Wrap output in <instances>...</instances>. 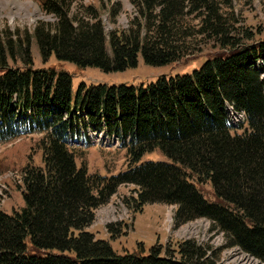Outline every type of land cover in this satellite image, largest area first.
Segmentation results:
<instances>
[{"label": "trees", "instance_id": "trees-1", "mask_svg": "<svg viewBox=\"0 0 264 264\" xmlns=\"http://www.w3.org/2000/svg\"><path fill=\"white\" fill-rule=\"evenodd\" d=\"M130 1L135 14L109 32L92 5L74 10V0H42L54 21L40 19L23 41L16 32L0 33V141L46 131L44 167L28 165L22 173L25 205L0 209V264H223L219 253L229 247L264 263V38L239 24L238 13L228 10L234 0ZM202 38H214L226 52L147 85L82 82L74 93L70 72L35 68L31 54L36 40L45 62L54 55L79 67L122 71L136 66L139 55L149 65L175 62ZM16 50L22 67L8 62ZM226 102L246 111L242 132L228 123ZM87 122L119 138L127 169L93 175L77 166L69 141ZM155 149L169 160L142 161ZM208 181L215 200L199 188ZM122 183L136 185L135 207L175 204L177 224L209 218L226 245L187 238L177 245L179 257L158 246L118 253L88 228ZM114 225L108 226L115 236Z\"/></svg>", "mask_w": 264, "mask_h": 264}, {"label": "rangeland", "instance_id": "rangeland-1", "mask_svg": "<svg viewBox=\"0 0 264 264\" xmlns=\"http://www.w3.org/2000/svg\"><path fill=\"white\" fill-rule=\"evenodd\" d=\"M119 3L117 14L110 17L111 7ZM92 5L100 11L107 32L114 27L126 26L135 14L130 0H74L73 9ZM42 0H0V33L8 32L24 35L32 33L40 19L54 21V16L41 8ZM226 7V6H225ZM234 8L238 13L239 24L248 26L255 35L264 38V0H234ZM109 49V44H107ZM226 52L220 44L211 39L202 38L191 45L188 53L181 59L165 65H149L139 55L138 64L122 71L106 72L96 66L79 67L71 61L59 60L52 55L48 61H43L41 51L36 40H33L31 54L33 67H55L57 70H67L73 76L72 90L75 92L80 82L97 84L101 82H129L147 84L156 80L161 74H176L190 72L200 66L208 56ZM10 65L22 67V53L16 50V58L9 56ZM42 135L40 131L19 135L7 142H0V209L7 212L19 209L25 205L22 194V172L24 167H44ZM94 144L89 149L75 150L78 166H86L90 174L111 175L125 170L128 163L126 149L117 141H104ZM144 159L169 158L161 151L146 153ZM195 180V176H193ZM136 186V185H135ZM135 186L122 183L107 200L96 208V215L89 226L97 238L107 239L113 249L119 253L149 252L158 246L163 255L166 253L179 257L177 251L179 242L187 238L206 240L210 238L214 246H225V237L221 232L211 228V221L207 217H197L182 223H176V205L161 201L147 202L137 206ZM199 187L208 199L214 198L211 183H199ZM133 196V197H132ZM137 209V210H136ZM109 224H115V236L110 231ZM219 262L223 264H264L261 260L245 252L239 247H229L219 253Z\"/></svg>", "mask_w": 264, "mask_h": 264}]
</instances>
